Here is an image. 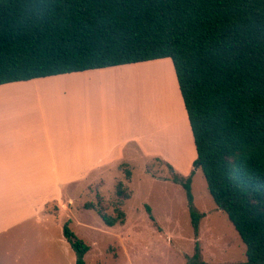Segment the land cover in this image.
I'll return each instance as SVG.
<instances>
[{
    "label": "trees",
    "instance_id": "1",
    "mask_svg": "<svg viewBox=\"0 0 264 264\" xmlns=\"http://www.w3.org/2000/svg\"><path fill=\"white\" fill-rule=\"evenodd\" d=\"M163 58L187 114L192 165L245 245V259L228 264H264V0H0V84ZM173 180L195 237L187 264H213L201 259L190 176ZM116 192L130 196L121 183ZM85 207L107 226L125 217ZM62 230L75 264H86L89 245L68 221Z\"/></svg>",
    "mask_w": 264,
    "mask_h": 264
},
{
    "label": "rangeland",
    "instance_id": "2",
    "mask_svg": "<svg viewBox=\"0 0 264 264\" xmlns=\"http://www.w3.org/2000/svg\"><path fill=\"white\" fill-rule=\"evenodd\" d=\"M173 72L170 59L163 58L126 64L93 76L103 79L98 90L99 96L103 95L99 109L104 105L109 111H123L124 133L137 136L144 154L137 150L139 153L126 164H98L82 181L66 184L79 201H75L73 211H63L51 221L53 227H60L71 220V230L89 245L86 264H126L127 253L134 264H187L195 251V237L185 189L173 180L174 175L190 176L193 207L203 214L197 237L204 247L201 259L206 261L208 254L222 260L219 262L245 258L239 234L226 213L215 205L201 169L192 165L193 139ZM144 114L154 126L150 127ZM149 151L162 156L150 155ZM93 166L81 165L79 170L73 165L72 172L81 175ZM128 169L131 177L126 176ZM118 183L130 193L128 198L117 195ZM87 202L113 217L121 209L125 213L123 223L107 226L95 210L85 207ZM145 205L154 219H150Z\"/></svg>",
    "mask_w": 264,
    "mask_h": 264
},
{
    "label": "crops",
    "instance_id": "3",
    "mask_svg": "<svg viewBox=\"0 0 264 264\" xmlns=\"http://www.w3.org/2000/svg\"><path fill=\"white\" fill-rule=\"evenodd\" d=\"M125 65L0 84V264H75L63 225L51 221L79 201L66 184L82 181L98 164H126L141 151L137 136L124 133L123 111L99 109L103 79L93 78ZM73 165L94 166L77 175ZM208 255V263L239 262ZM125 260L134 264L129 253Z\"/></svg>",
    "mask_w": 264,
    "mask_h": 264
}]
</instances>
